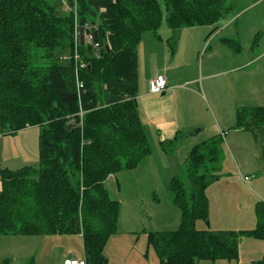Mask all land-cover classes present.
Segmentation results:
<instances>
[{
  "label": "trees",
  "instance_id": "16d2710c",
  "mask_svg": "<svg viewBox=\"0 0 264 264\" xmlns=\"http://www.w3.org/2000/svg\"><path fill=\"white\" fill-rule=\"evenodd\" d=\"M232 1L0 0V132L38 128V164L0 167L1 236L78 234L86 264L108 263L104 250L117 233L120 206L105 181L135 169L150 153L137 104L141 37L152 33L160 39L165 24L173 52L179 29L217 28ZM73 4L79 23L94 25L87 31L100 45L99 59L89 44L79 45V59H73V14L65 9ZM222 42L233 51L240 48L235 40ZM232 129L250 132L264 161V106L237 108ZM222 139L217 135L193 146L183 164L185 181H169L179 226L146 233L159 264L237 260L242 238L264 245V201L256 204L253 229H209L206 190L221 178ZM175 144L176 137L160 147L172 155ZM197 221L205 228L197 229ZM254 264H264V254Z\"/></svg>",
  "mask_w": 264,
  "mask_h": 264
},
{
  "label": "rangeland",
  "instance_id": "374dc122",
  "mask_svg": "<svg viewBox=\"0 0 264 264\" xmlns=\"http://www.w3.org/2000/svg\"><path fill=\"white\" fill-rule=\"evenodd\" d=\"M252 1L236 0L235 5H231V12L224 14L217 24L220 27L217 30L219 32L216 33L217 37L216 35L213 37L214 34L208 36V31L211 33L215 25L191 27L189 29L181 28L185 29V34L183 36L180 33L177 34L178 38L175 37L177 44H175V51L173 52H176L175 55L177 56L176 65L182 60L180 66L186 65L190 69H181L179 70L180 74L179 71L176 72L174 78L177 83L195 80V82L201 84L202 77L204 79L206 71L210 67H215L212 72H218L229 67V62L223 58L226 53L233 54L232 56L236 60L233 61V65L241 64V62L251 58V60H254H249L251 62H248L247 68L241 71V76L244 75L247 80L250 91L249 96L251 97L252 94L251 98L263 95L254 102V105L264 106V0L259 1V5L249 7L244 12L239 13L235 18L237 20L236 25H231L227 31H223L225 29L223 24ZM230 23H232V20ZM161 29L168 30L165 24L159 30ZM145 35L147 38H152L153 34L146 33ZM228 35H235V41L240 44L238 49L240 53L236 54L229 46L220 43V40L222 41V38ZM146 40V43H143L146 60H141V68L143 67L146 72L152 69L158 71L161 66L170 64L172 51L166 44V40L163 39V42L153 43L155 47L148 42V39ZM208 44L211 48L207 50V53H204ZM150 55L153 59L149 57ZM66 56L67 54H63L59 58L62 59ZM153 60L157 63L153 64ZM187 89L190 88L187 87ZM204 94L207 95L205 89ZM210 112V107L208 113L203 107V115L208 117V119L203 118V141L213 137L216 133V127L215 124H212L213 117ZM222 129V135L225 132L226 135L222 139L223 151L218 164V174L221 178L228 175L232 178L228 181L223 179L218 184L214 183L206 190L209 204L208 217L212 219L210 230L216 228L225 230L229 228L228 225L236 226V218L242 217L243 214H251V211L255 217L256 204L264 201V161L260 159V151L252 135L250 133L229 131L223 126ZM218 135L221 136L220 132ZM172 136L170 139L176 137L178 144L177 142L175 144L177 147H175L174 156L170 157L171 163L166 161L161 152L155 153L156 140L151 143L150 138L146 137L151 154L147 158V162L141 167L139 180L133 176L136 171H125L117 176L112 175L107 180L106 188L110 198L117 200L121 205L118 219L119 217L124 220L131 219L134 223H138L140 219L144 218V209L152 216L157 212L158 217L165 218L168 212L171 218H174L173 210L168 209V179L175 175L183 182L185 181L183 164L187 157V151L184 150L187 142L182 139L181 134L175 133ZM37 137L38 128L36 127L30 128L20 135L18 133L13 135L1 134L0 148L3 144L9 143L21 146L25 144L26 152L23 159L27 161L26 165L36 166L38 164ZM170 139L161 140L159 147L161 142ZM225 152H227V156ZM242 164H244L245 170L241 175L247 177L246 184L243 183L237 170V165ZM236 175L240 176L241 182L236 180ZM115 177L118 179L119 187L114 179ZM256 177L259 179L254 180ZM175 210L177 216L174 223H167L164 228H160L161 231L178 228L180 211L176 207ZM225 214L229 216L230 222H225ZM117 226V233L109 238L106 245L105 254L108 258V264H159L154 250L147 245V232L145 234L141 233L139 226L125 227L123 224L119 227V223ZM149 227L150 223L146 229H149ZM196 228L204 229L205 227L202 222L197 221ZM123 229H126V233ZM38 238L40 237L0 235V264H53L56 261H58L57 264L60 261V264H62V261L69 256H80L81 258L84 256L82 240L75 236L54 238L50 242L40 241ZM241 240L237 263V260H200L197 261V264H249L261 259L264 254V245L260 240L250 238Z\"/></svg>",
  "mask_w": 264,
  "mask_h": 264
},
{
  "label": "crops",
  "instance_id": "0c3cea01",
  "mask_svg": "<svg viewBox=\"0 0 264 264\" xmlns=\"http://www.w3.org/2000/svg\"><path fill=\"white\" fill-rule=\"evenodd\" d=\"M259 1L261 0H253L251 3L247 5V7L243 8L236 15L232 16V18L227 20V22L223 24L225 27L223 31H227L231 25H234L235 23H237V20H235V18L238 16L239 13L244 12L249 7H255L259 5L260 4ZM235 3H236V0H233L231 5H235ZM231 20H232V23H230ZM219 28H220L219 25H217V28L214 27L211 33H209L208 31V36H211V34H214L213 35L214 37L216 33L219 32L217 31L219 30ZM186 29H189V28H186ZM178 33H180V35L183 36L185 34V29H179ZM145 34L142 35L141 40L137 47V89H138L137 90L138 92L137 104H138L140 121L143 126V130L145 132L146 137L150 138L151 143L153 142V140H156L155 153L161 152L163 157L166 159V161L168 163H171L170 157L174 156L175 150L172 155H166L163 151H161L159 147V142L164 139L172 138L173 137L172 135L175 133L181 134L182 139L187 142L185 143V146H184V150L187 151V154L193 146H195L196 144L200 142H203L204 119L206 118L208 119L207 116L203 115V107L206 109L207 113H208V108L209 107L211 108L210 114L213 117L212 124H215L214 126L216 127V133L214 135H218L220 132L221 137L224 139L226 132L224 133V135H222V130H223L222 126L224 128H227L229 131H236L239 133L241 132L250 133L244 130H235V129H232V127L235 123V112L237 108L239 107H248V108L258 107L254 105V102L263 96V95H260L256 98L254 97L251 98L252 94L250 97L249 87L246 82L247 80L245 79L244 75L241 76V71L243 69H246L247 65L254 59L251 60L250 58V59H247L241 62V64L233 65L232 64L233 61H236L234 60L232 56L233 54L226 53L223 58L229 62L228 64L229 67L223 68L221 71H218V72L217 71L212 72V70L215 69V67H210L206 71L204 79L202 77L201 84H198L197 82H195V80H189V81L177 83V80L174 78V75L176 74V72L181 69H190V68L186 67V65L180 66V62L182 60L179 61V64H177L178 66L176 65V61H177V56L175 55L176 52L171 53L172 59L170 60V64L168 63V65L161 66L160 69H158V71L155 69H152L149 72H146L143 69V67L141 68V60L143 61L146 60V57L144 55V48H143L144 47L143 43H146L147 41L146 39H148V42L151 43L153 47H155L154 46L155 43L163 42L162 41L163 39L167 40L170 38V35L172 34L171 30L169 28L168 30L166 29L159 30V35L161 37L160 39H157L154 35H152V38H147ZM217 36L218 35H216V37ZM235 38H236L235 35H231V36L228 35L222 39L235 40ZM217 39L220 40L219 38ZM220 43H222V45H226L221 40H220ZM209 48H211L210 44H208L205 47L204 53H207V50ZM173 51H175V49ZM234 52L238 54L240 53V50L238 52L236 51ZM263 52H264V49H263ZM140 55H142L141 58H140ZM149 57L153 59L152 55H150ZM148 60L149 62H151L150 58H148ZM249 60L251 61L249 62ZM152 63L156 64L157 62L153 60ZM148 66L150 67V65ZM160 70H163V71H160ZM157 74L164 75L165 80H166V90L160 94H153L149 90V83L151 80H153L157 76ZM179 74H180V71H179ZM187 87H189L190 89H187ZM204 89L206 90L207 95L205 94L203 95ZM30 128L32 127L25 128L19 131L18 134L20 135L21 133L26 132ZM0 135H1V132H0ZM147 142H148V139H147ZM176 142L178 144V140ZM175 147H177V145ZM25 152H26L25 144L22 146L19 144L15 145L12 143L5 144V145L3 144L2 147L0 148V167L7 168L10 170H16L21 167L28 166L26 165L27 161L23 159V156H25ZM150 154L151 152L135 169L128 170V172L136 171L133 174V176L136 179L138 178L139 180V174L141 171V167L147 162L146 160L150 156ZM225 154L227 156V152H225ZM37 159H38V137H37ZM237 170L241 176L243 183L246 184L248 179L245 180L244 179L245 176L241 175L243 174L242 172L245 170L244 164L237 165ZM118 174H115L114 176H117ZM111 176H109L106 179L105 187H106L107 180L110 179ZM173 176L175 175H172V177ZM236 176H237L236 180L241 182L240 176L239 175H236ZM172 177L168 179V182L171 180ZM231 178L232 177L228 175L225 178H220L219 181H217L215 184H218L223 179H225V181H228ZM114 179L116 180V183L118 184V187H119L118 179H116V177ZM256 179H259V178L256 177L254 180ZM0 190H1V183H0ZM167 192L169 194L168 209L173 210V214H174L173 219L171 218L168 212L165 218H160L157 216V212L154 216H152L149 213H147V211L144 209V218L140 219L138 223H134L131 219L124 220L119 217L118 219V223L120 225L119 227H121V225L123 224L125 225V227L126 226H139V228H141L140 229L141 233L145 234L146 232H150V231H161L160 228H164V226L167 223L169 222L171 224L174 223V219L177 216V212L175 210L176 206L172 203L171 196L168 190ZM119 206L121 210L120 203H119ZM217 212H218V215H220L219 211ZM179 218H180V212H179ZM224 220L226 223L230 222L229 216L225 214ZM149 223H150V227L149 229H146ZM236 223H237L236 226L228 225L229 228H226L225 230L236 231V230L253 229L255 225V217L253 216V212L251 211V214H243L242 217L241 216L237 217ZM210 227H212V219H209V228ZM123 230L126 233V229H123ZM225 230H222L219 228L212 229V231H225ZM71 236H75L78 239H81V236L78 234L41 235V236H36V237H40L38 238V240L40 241L50 242L54 238L71 237ZM20 237H25V236H20ZM26 239H32V238H26ZM250 239H253V238H250ZM241 241L242 240L240 239L238 243V249H239V245ZM105 251H106V247H105L104 253ZM71 257L72 256L65 258L62 261V264H66V262ZM78 258L84 259V256L83 258H81L80 256ZM57 262L58 261H56L53 264H57ZM237 262L238 260L236 261V263ZM253 263L254 262H251L249 264H253Z\"/></svg>",
  "mask_w": 264,
  "mask_h": 264
},
{
  "label": "built area",
  "instance_id": "2783aa9c",
  "mask_svg": "<svg viewBox=\"0 0 264 264\" xmlns=\"http://www.w3.org/2000/svg\"><path fill=\"white\" fill-rule=\"evenodd\" d=\"M65 5V4H64ZM72 7L65 8L69 13L73 14V59L76 61L79 59L77 50L78 46H83L84 48L88 47L86 45L89 44L90 49L92 50L93 57L95 59H99L100 54V45L98 42H94V35L93 32L87 31V28L92 30L94 28V25L89 24H80L79 19L77 17V8L76 4L71 5ZM66 59V58H65ZM82 63H80V67H82ZM76 91L80 92L83 89L82 83L79 80H76L75 83ZM149 90L153 94H160L163 93L166 90V80L163 75H157L153 80L149 83ZM83 116V110L80 108L79 112L77 113V117H79L80 121L79 124H81V118ZM73 118H76L72 116L71 122H73ZM75 122V120H74ZM68 124V123H67ZM247 180V178H244ZM66 264H86L84 259H79L77 256L71 257Z\"/></svg>",
  "mask_w": 264,
  "mask_h": 264
}]
</instances>
